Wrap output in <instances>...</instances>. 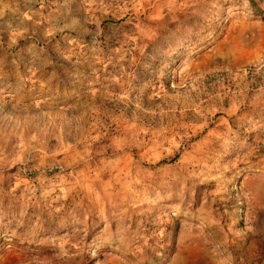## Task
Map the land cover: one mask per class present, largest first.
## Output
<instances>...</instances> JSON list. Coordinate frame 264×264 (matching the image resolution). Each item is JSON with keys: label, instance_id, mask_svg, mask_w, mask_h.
<instances>
[{"label": "rangeland", "instance_id": "1", "mask_svg": "<svg viewBox=\"0 0 264 264\" xmlns=\"http://www.w3.org/2000/svg\"><path fill=\"white\" fill-rule=\"evenodd\" d=\"M0 264H264V0H0Z\"/></svg>", "mask_w": 264, "mask_h": 264}]
</instances>
